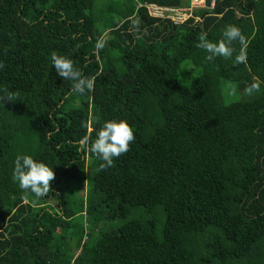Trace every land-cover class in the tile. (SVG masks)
Returning a JSON list of instances; mask_svg holds the SVG:
<instances>
[{"label":"trees","instance_id":"obj_1","mask_svg":"<svg viewBox=\"0 0 264 264\" xmlns=\"http://www.w3.org/2000/svg\"><path fill=\"white\" fill-rule=\"evenodd\" d=\"M181 1L0 0V90L15 96L0 103V264H264V83L244 92L264 82V0H205L176 27L143 7ZM228 25L246 63L239 41L230 59L197 47ZM53 51L94 89L76 93ZM180 71H197L184 89ZM120 119L135 140L102 170L80 141ZM18 155L53 168L44 198L13 179Z\"/></svg>","mask_w":264,"mask_h":264},{"label":"clouds","instance_id":"obj_2","mask_svg":"<svg viewBox=\"0 0 264 264\" xmlns=\"http://www.w3.org/2000/svg\"><path fill=\"white\" fill-rule=\"evenodd\" d=\"M132 29L139 31L140 21L132 19ZM239 41L241 47L239 53L235 55L234 63L242 64L247 62V44L245 36L239 27L228 25L223 31V38L218 42H210L206 36H201L197 47L204 49L209 55L208 61H213L216 57L230 59L233 57L235 48L234 42ZM105 42L101 39L96 43L97 49H102ZM52 66L56 74L64 80L72 81V89L84 95L94 89V77L85 76L81 69L77 68L74 61L65 55H59L53 51L51 53ZM5 67L0 62V68ZM261 82L258 79L247 85L244 89L245 94L251 96L260 91ZM229 95H235L237 87L229 82ZM0 103L14 102L15 96L6 88L0 90ZM89 137H84L80 141L81 149H88L103 161L101 169L114 166V159L130 151V145L135 140L132 126L127 120L106 121L96 133V138L89 145ZM55 178L53 168L42 161L35 160L31 155H18L14 161L13 179L18 182L22 191L30 192L36 198H44L50 192V182Z\"/></svg>","mask_w":264,"mask_h":264},{"label":"built area","instance_id":"obj_3","mask_svg":"<svg viewBox=\"0 0 264 264\" xmlns=\"http://www.w3.org/2000/svg\"><path fill=\"white\" fill-rule=\"evenodd\" d=\"M210 6H212V2ZM143 7L148 17L168 21L176 27L184 24L189 19H193L192 13L204 9L205 0H182L179 8H159L152 4H145ZM194 21H197V18Z\"/></svg>","mask_w":264,"mask_h":264},{"label":"rangeland","instance_id":"obj_4","mask_svg":"<svg viewBox=\"0 0 264 264\" xmlns=\"http://www.w3.org/2000/svg\"><path fill=\"white\" fill-rule=\"evenodd\" d=\"M186 65H188V62H184L182 64L183 67H185ZM185 70H186V67H185ZM197 70V69H196ZM184 74H182V72H178L177 74V77H178V85H179V88L180 89H184L188 86L189 82L194 78V77H197V71H194V72H190L187 74V76L183 77ZM237 95V94H235ZM239 97V95H238ZM79 192V191H78ZM79 195L81 196L82 195V192H79ZM52 205V204H51ZM85 224V222H84Z\"/></svg>","mask_w":264,"mask_h":264}]
</instances>
